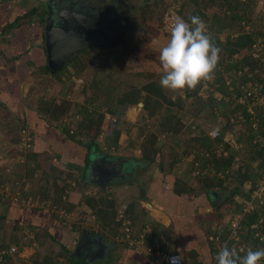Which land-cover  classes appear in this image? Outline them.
<instances>
[{"label":"trees","instance_id":"trees-1","mask_svg":"<svg viewBox=\"0 0 264 264\" xmlns=\"http://www.w3.org/2000/svg\"><path fill=\"white\" fill-rule=\"evenodd\" d=\"M2 1L9 2L14 0ZM157 2L158 0L155 1V4ZM190 4L193 6V9L189 16L184 15V11L188 6L186 3L178 9L179 14L186 21L193 15L200 16L205 23L209 21L208 30L216 46L221 49V52L215 72L216 78L214 79V83L211 84V87H214L211 94L207 99L201 97L205 85L202 84L195 91L187 92L186 97L192 100L191 106L195 116L198 117L200 114L206 113V118L214 119L220 122V124L225 122L222 133L218 138L212 139L199 125L197 127L189 125L185 128L186 126L182 117L170 108V106L175 105V102L169 99L162 88L156 83H147L141 88L132 84L126 86L125 81L122 82L123 79L120 80L122 77V69L119 68L120 64L127 62V57L121 51H112L102 56L105 61L113 62L115 67L111 71H114L108 73V81L105 78H97V74H95L93 79H91V83L85 84L83 91L84 93L89 91V95L86 93L87 98L83 103H73L69 100L68 96L73 93V84L75 83L72 81V74L68 76V82L63 83V75L65 72L70 74L69 67H72L76 70L74 75L80 77L88 68L89 62L88 64L82 63L79 61V58L94 52L96 59L98 54L96 51H91L76 55L67 67L53 73L54 78L63 83V88L60 91L61 101L52 97L47 99L41 98L38 101L39 108H36L34 112L52 131H59L72 142L87 150L84 167L69 164V166L81 172V177L79 176V178L85 184L89 183L87 181V171L92 153L98 151L108 154L112 150H118L123 134L127 131L130 134L131 129L136 126L138 127V125L131 123L127 119V112L132 106L140 103L143 104V125L139 126V138L143 139L140 143V152L141 162H146L149 166L159 161L161 149L159 148L158 141L161 137L167 136L169 141L176 145L179 139L182 141L180 138L181 134L187 129L189 137L182 144L184 145L182 147L183 154H179L177 148L173 146L170 152L171 160L168 169L169 173L176 177L173 192L177 197H191L195 201L203 199L206 202V206H211L214 212H216L214 218L210 214L198 216L197 218L201 221L204 237L210 246L209 250L212 260L216 252V246L214 242L209 240V237L220 234L223 239H226V235L230 232L229 228L224 230L213 229L212 223L216 220H218L217 223H220L221 219L229 212H232L233 216L239 214L243 208V203H239L236 200H238V197L244 200L250 197L253 188L250 189L251 191H246L244 186L251 182L253 184L256 183L264 170V108L257 100V98L264 97V77L262 78L259 75L262 72L260 62L250 52L254 46L258 45L255 42L260 34L246 32L243 26L247 23L250 24L247 20L248 10L250 9L249 4L243 3L242 0H190ZM208 5L218 6L221 14L215 13L212 17H208L205 12ZM192 6L190 7L192 8ZM166 11L167 9L164 10V14ZM33 15H37V19H40L38 20V26L42 29L37 33V37L29 35L32 28L26 27L28 26L26 22H22L23 19H29ZM44 21L45 13L39 7H36L17 17L14 22L5 26L1 33L5 35L18 27L20 35L15 33V39L11 41V44L14 49L23 51L17 58L23 56L27 58L25 66H28L27 71L29 66H31L30 75L36 72V67L41 71L44 70L42 67L45 66L46 62V51L43 41ZM230 32H235L237 35L234 37L230 35L226 41H222L221 35ZM261 36H264V34H261ZM32 42L35 44L31 45ZM37 46L40 47V50H38L40 52L37 51ZM1 54L7 61L9 60L4 52H1ZM235 57L239 60L234 59ZM118 60L121 63H118ZM116 64H118V67ZM45 72L51 73L48 67H46ZM9 73H12L11 75L14 74V72H7V74ZM233 74L239 75V77L236 78ZM6 81H8L6 85L13 83L12 85L17 88L16 80L8 78ZM248 92H251L252 96H247ZM216 93L222 96L218 98ZM7 100L14 101V99ZM23 104L27 109L31 110L29 103L23 101ZM5 105L7 106V104ZM0 106L4 107L1 102ZM176 106H181V102L179 101ZM250 107L254 113L250 112ZM27 112L26 109L23 111L21 109V112L18 113L19 132L30 130ZM107 115L111 116L113 120L108 127V131L104 132L103 124ZM153 118L156 121H152V124L151 119ZM255 123L257 124L256 128L254 127ZM236 126H240V129L238 127V131L234 129ZM232 131L235 135L234 144L237 146L240 143V148L247 152V156H245L247 162L236 161L239 153L238 149L240 148L233 146L232 142L227 138V134H232L230 133ZM30 135L32 138L33 136L35 137V131L30 132ZM100 139H103L102 143ZM18 141L14 140V142ZM40 141L44 142V139L42 138ZM30 143L33 146L24 153V158L22 156L24 160L22 159L20 164L26 167V176L32 178L38 171L44 172L45 164L51 162L53 157L49 155L50 151L34 149L35 141L32 140ZM55 157L56 160L60 159L57 154ZM184 157L192 158L185 161ZM50 169L53 172L59 173L58 176L51 180L50 174H47L46 171L43 174L44 178L40 180L42 186L40 193L34 192L32 194L30 191H24L21 194V198L28 199L32 197L34 200L42 203L50 201L49 206L52 208L49 210H45L44 208L32 210H36V212L41 210L48 211L53 219L64 224L66 228H70L72 232H76L77 236L86 228L75 223L68 227L63 222L60 213H58L59 211H68L67 213H70L75 208L86 205L93 211L95 224L102 231H105L109 237H116L117 239L126 238L127 233L125 231L120 233V229L126 218L136 228L140 224L139 222H142V228L147 227L146 209L140 207L139 210V207L137 208L135 203H133L132 205H128L124 211L126 217L124 216L125 218L120 219L118 204L112 199L111 195L101 190H99L100 196L79 192L82 195L75 199L69 198L67 201H64L65 194H67L66 191L69 188L68 181L73 179L79 184L81 182L73 174H69V177L63 178L61 176L63 172L56 169V165L54 164L51 165ZM7 183V181L0 180V186L7 185ZM228 183L234 184V188L230 189V186L227 185ZM17 184L19 182L13 180V191L16 190ZM227 191H229L228 195L221 199L220 194ZM215 192L218 196H214ZM143 194L140 200H147L145 191H143ZM0 203L6 204L11 208V201L8 199L4 201L0 199ZM200 207L201 205L198 206L196 212L199 213ZM22 209L23 207L15 209L20 218L28 216L26 210ZM260 213L264 216V208L262 205L256 203V209L252 214L247 215L241 221V227L245 231V234L242 235V240L237 245L245 246V249L240 251V248L237 246L235 251L238 254L244 255L249 246L253 250L261 249L262 244L258 239L254 238L255 226L259 225L261 218ZM33 214L36 213L33 212ZM6 220L7 214L4 212L0 216V264H15L11 253L4 252L8 251L13 244H24V240H27L28 244L39 242L43 249V251H40L36 255V259L31 264H58V260L61 257L72 264H88L82 257H78L79 259L74 262V257L71 256L77 247L78 237L75 236V239L70 237L61 242L58 236H55L47 229L37 226L31 221L25 223L22 220H16L12 226V231H7L2 225ZM24 226L27 228V233L31 232L33 237L28 235L27 239H25L26 235L21 234ZM155 226L154 229L152 226L151 231L147 233L146 244H156L160 249L158 247L155 248V252L164 250L169 256L176 255L181 257L177 249L172 250L169 244H165L163 236V229L165 227L161 224ZM104 236L105 238L107 237L106 235ZM232 243L228 244L229 248H231ZM123 245L125 248H129L126 243H123ZM56 246H58V252L54 251ZM51 248L52 251L50 250ZM181 264L202 263L197 262L195 258L190 261L181 258ZM261 264H264V261H261Z\"/></svg>","mask_w":264,"mask_h":264},{"label":"rangeland","instance_id":"rangeland-1","mask_svg":"<svg viewBox=\"0 0 264 264\" xmlns=\"http://www.w3.org/2000/svg\"><path fill=\"white\" fill-rule=\"evenodd\" d=\"M113 1L116 2L117 0H104V4L107 5V7H111L113 4ZM155 1L157 0H120V5L123 7V9H128L130 11V15L132 17V26L128 28V36L125 39V41L119 45L116 46L115 49L110 48L105 51H100L98 52V57L95 59L94 53L92 52L90 55H83L79 58V61L82 63L88 64V68L86 71L80 76L74 75L75 71L72 67H69L70 69V74L68 72H65L63 75V83L66 81L68 82V76L71 74L73 75L72 81L75 83L73 84L74 91L71 93V95L68 96L69 100H71L73 103H83L87 96L86 93L89 95V91L84 93L83 89L85 84H90L91 79H93V76L97 74V78L99 79H104L106 81L109 80L107 77L109 72L111 71L112 68L115 67L113 65L112 61H105L104 58L102 57L103 55L107 53H111L112 51H121L123 55L126 58V63L122 64L120 60H118V63L120 64V69L121 70V79H123L122 82L125 81L126 86L132 84L135 85L139 88L142 86L146 85L147 83H156L157 85L160 86L159 80H160V63H159V50L162 48L168 41L169 37V32H170V20L174 16H179L183 18L179 12L178 9L182 7L184 3L188 4L186 10L184 11V15L189 16L190 13L192 12L193 6L190 4V0H158L157 4H155ZM202 1V0H201ZM243 3L249 4L250 9L248 10V17L247 20L250 22V24H244V30L246 32L252 33L256 32L257 34L259 33L260 36L255 42L258 44L257 46H254L252 50L250 51L253 53V57L257 59V61L260 62L262 72L259 73L260 77H264V36H261V34H264V0H242ZM203 3V2H202ZM103 4V5H104ZM192 6V8L190 7ZM39 7L40 8V3L37 0H14V1H9V2H4L0 1V41H3L7 43L8 45V39H12L13 34L12 32H8L5 35H2V30L5 26L8 24L14 22L17 17L22 16L23 14L29 12L31 9ZM167 9V11L164 14V10ZM206 14L208 17H212L215 13H220L219 7L216 5H208V7L205 10ZM37 15H33L31 17L23 19L22 22H26L28 26L26 27H31L32 29L29 32V35L37 37V33L41 31L42 29L38 26V20ZM209 22V21H208ZM208 22L206 21L207 26L209 25ZM37 27V28H36ZM40 29V30H39ZM18 27L14 29L13 31L18 33ZM42 33V32H41ZM18 35H20L18 33ZM234 37L237 35L235 32H230L221 35V40L226 41L228 36ZM41 41V40H40ZM96 48V47H95ZM98 49V48H96ZM99 50V49H98ZM10 53V52H9ZM11 55V53H10ZM238 59V58H234ZM239 60V59H238ZM118 67V64H116ZM28 67V66H27ZM36 72L34 74H29L32 70L31 66H29L28 71H23L22 68L20 70L18 68H15V72L13 75L12 73H9L6 75L4 78H0V102L3 104L4 107L0 106V180L7 181V185H1L0 186V199L2 201L8 199L11 201V208L8 207L6 204L0 203V216L4 214V212L7 214V220L2 224L3 228L7 231H12V226L14 225L16 220H22L25 223H29L28 221L31 220L32 223H37V219L33 218V212H36V208H44L45 210H49L50 207V201L47 203H42L37 200H34L32 197L25 199L21 198V194L24 191H30L32 194L35 193H40L42 190V186L40 183V180L44 178L43 174L47 171V174H50V179L52 180L54 177L58 176L59 173L56 171L53 172L51 171V165H56V169L60 170L63 172L61 176L63 178L69 177V174H73L78 178V181L81 182L79 184L75 180H70L68 181L69 188L67 189L65 194L64 201H67V199L72 198L75 199L76 197L82 195L83 192L89 195L93 196H98L99 195V188L93 184V183H88L85 184L80 178L81 177V172L79 170H76V168H73L69 166V164H73L75 166H78L77 159H69L68 160H73L70 162L74 163H67L65 160L62 159H57L55 157V153H52L50 151L49 155L52 156L53 158L51 159V162L48 164H45V171H38L35 173L32 178L26 176V167L23 166L21 163V160L24 158V153H26L30 147L25 146V136H29L32 138L30 135V132L35 131L36 135L35 137L33 136V141H35V148L34 149H39V150H46L48 149H42L45 146V143L43 141H40L42 138H46V135H51V129L47 128L48 126L42 121L34 112L36 108H39L38 101L41 98H54L59 101H61L60 97V91L63 88V83L57 81L56 78H54L53 74L51 73H46L45 70L41 71L39 68L36 67ZM247 71V70H245ZM1 72V70H0ZM11 72L10 69H5V73ZM235 73V72H233ZM26 74V75H23ZM67 76V77H66ZM236 78L239 77V75L233 74ZM7 78H11L16 80L17 88L12 85L13 83H10L8 85H5L4 82L7 80ZM23 78V80H22ZM67 78V80H66ZM216 78V74L214 79ZM214 79L210 83H206L204 85L201 97L203 99H207V97L211 94V91L214 87H211V84L214 83ZM264 79V78H263ZM22 81V82H21ZM86 84V85H87ZM122 84V83H120ZM125 86V87H126ZM260 87V86H259ZM257 89V88H255ZM163 90V89H162ZM163 92L166 94V96L171 99L172 101L175 102V105L170 106V108L175 111L178 115H180L185 123V128H187L189 125H192L193 127H197L198 125L206 131L207 134H210L212 131H214V128H220L221 130L224 128V123L220 124V122L215 121L214 119L211 118H206L207 114H200V116H195V113L193 112V108L191 106V99H188L186 97V93L183 95L180 94H173L171 92H166L163 90ZM217 97L220 98L222 95L219 93L217 94ZM7 99H14V101H8ZM23 101L26 103L30 104L31 110L29 108L27 109L26 106H24ZM181 102V106H176L178 102ZM7 104V106L5 104ZM23 110H27L28 114V121L30 123V130H26L25 133L19 132V124H18V113ZM194 113V114H193ZM144 115V110L143 106L135 105L132 106L128 112H127V119L133 123L138 125L135 128L131 129V133L129 134L128 131L125 132L122 136V141L121 145L118 150H112L111 153H108L109 155L113 157H122L126 160H132L134 161L138 166H136V175L134 178H140L141 174V180L140 186L131 184L129 185V188H125L124 190H121L119 192L118 185H115L116 190H111L108 192L109 195H111L113 200L118 204V210L120 211H125L124 207H128V204L130 201H135L138 202L140 200V197L143 196V191H146L149 186L148 184H152L154 182L153 174L156 170L161 171L163 170V174L161 177L156 176V180H161L162 177H166L167 174L169 173L168 165L170 162V152L173 146L177 148V151L179 154H183V149L184 147L183 142L189 137L187 133V129L181 134V139H179L178 144L174 145V143H171L169 141V138L167 136L161 137V139L158 141L159 148L161 149L160 151V158L159 161L154 163L150 167L144 169V164H142L141 161V150H140V143L142 142V138H139V126L143 125L142 117ZM69 119V118H68ZM67 119V120H68ZM131 119V120H130ZM111 116L109 115L106 116L105 123L103 124V129L104 132L108 131V127L110 123L112 122ZM152 121H156L155 118L151 119ZM233 122V120H232ZM231 122V123H232ZM44 123V124H43ZM156 123V122H155ZM153 124V122H152ZM233 124V123H232ZM240 129V126H238ZM238 127L236 126L234 129L238 131ZM55 131V130H54ZM234 131V130H233ZM233 131L230 132L232 134H227L229 141L232 142L233 146H236L234 144L235 142V135L233 134ZM53 132V131H52ZM106 134V133H105ZM129 134V135H127ZM22 135V136H21ZM233 135V136H232ZM193 139V137H192ZM14 140H19L18 142H14ZM46 141V140H45ZM103 139H100V142L102 143ZM132 143H131V142ZM194 141V140H193ZM48 144V143H47ZM172 145V146H170ZM181 145V146H180ZM240 143L236 146L240 148ZM105 150V149H103ZM108 151V150H107ZM49 152V151H48ZM95 152V151H94ZM238 155L236 157V161H246L245 156H247V152L240 148L238 149ZM96 154H99V152H95ZM65 155V154H64ZM23 156V158H22ZM97 158V156H95ZM185 161H188L192 157H184ZM24 160V159H23ZM67 160V159H66ZM118 164V163H117ZM85 163H82L81 166L84 167ZM80 166V164H79ZM118 165H116L117 167ZM119 167V166H118ZM117 167V168H118ZM145 167H147L145 165ZM122 169V167L118 168ZM130 168L126 167V170H129ZM142 169V170H141ZM161 169V170H160ZM143 170H148L145 172L140 173V171ZM162 172V171H161ZM134 173V174H135ZM163 179V178H162ZM13 180H17L19 184H17V188L15 191L12 190V182ZM62 185V183H61ZM230 189L234 188V184L228 183ZM245 190L247 191V184L244 186ZM249 187V186H248ZM53 192V191H51ZM119 192V194H118ZM123 193V194H122ZM229 191L226 193H221L220 198L223 199L228 195ZM107 194V193H106ZM100 196V195H99ZM17 198V199H16ZM22 199V200H21ZM30 200V202H29ZM242 198L238 197L239 203H243ZM208 205V204H207ZM206 206V204H205ZM22 208V210H26V213L28 216L20 218L15 212V209L17 208ZM87 206L82 205L80 207L75 208L73 211L70 213H67L68 211H59L63 222L69 227L70 225L79 224L80 226L84 227V222L83 220L86 219H92L93 211L92 214L87 212ZM206 210H208L206 213L210 214L213 216V218L216 215V212H214L213 208L211 206H206ZM224 210V209H221ZM58 211V210H57ZM91 212V211H90ZM163 213V211H161ZM160 212V213H161ZM25 213V212H23ZM166 216L168 214L164 212ZM161 216L160 219L162 220L163 218H166L164 215H158ZM212 218V217H210ZM233 218L232 212H229L226 216H224L221 219L220 223H217L218 220L212 223L213 229H228L229 228V221H231ZM95 224V219H93ZM148 221V226L151 228L153 226V229L155 226L154 223L150 222V219H146ZM145 221V222H146ZM138 224V229L136 226H131V224H125L122 225L120 229V233H123V231H126V228L133 229L131 231L132 237L130 240H127L128 238H123V239H117L116 237H106L105 239L108 241H111L110 243L114 242L115 240H121L118 241L122 245L123 243H126L128 247L138 250L140 255L145 259V257L148 259L146 263L141 262L140 264H168L166 261L164 262L163 259H158L156 257H153L150 255L151 252L149 251L150 249H155L158 246L156 244L153 245H147L146 244V238H147V232L145 231L148 229L142 228L141 223ZM62 226V224L60 222ZM150 224V225H149ZM205 224V223H204ZM97 225V224H96ZM157 225V224H156ZM177 229H179L182 224L181 222H177L176 225ZM65 227V226H64ZM66 228V227H65ZM256 230L254 232L255 236L257 234H262L264 230V222L258 226H255ZM23 235H26V237L29 235L33 237L32 233H27V228L24 226L22 229ZM139 231V232H138ZM198 231L200 232L199 228ZM127 233V232H126ZM130 233V232H129ZM164 233V242L166 245L169 244L171 246L172 250L175 249V243L176 239L175 237L172 236V230H165L163 229ZM201 233V232H200ZM103 235H106L107 233L105 231H102ZM245 234V231L242 230V227L239 228L238 230V239L241 238L242 240V235ZM264 234V233H263ZM60 241H65L66 239L64 238L65 236L61 237V234L58 236ZM227 237V235H226ZM122 238V237H121ZM80 239V238H79ZM78 239V242H79ZM183 239V238H181ZM196 242L193 244L195 245L196 243H199L195 239ZM210 240V237H209ZM131 241H140L139 244L137 245L132 244ZM203 245L205 247L210 248L209 244L206 242L205 237H202ZM24 244H13L11 246H16L18 248L17 252L11 254L13 256V262L15 264H31L34 259H36V255L40 252L43 251L41 248V244L39 242H34V243H27V240H24ZM124 246V245H123ZM238 247H242L245 249V246H239L236 244V241L233 240L232 246L230 249H236ZM105 247V246H104ZM101 248L99 250V245L97 247H93V251L90 253H87L86 257L82 252H76V255H72L74 257V262H76L78 257L84 258V260L87 261L88 264H124L123 259L121 256V253L124 251L122 246L118 245L117 250L118 252H114V250L109 252V256H107L105 248ZM11 248V247H10ZM98 248V250L96 249ZM107 248V247H106ZM159 248V247H158ZM250 248V246L248 247ZM160 249V248H159ZM52 251V248L50 249ZM55 252H58V246H56ZM103 253H97V252H102ZM49 252V251H48ZM154 252V251H153ZM163 252L166 254L167 252L163 250ZM50 253V252H49ZM96 254V255H95ZM215 254L213 255V258L211 262L207 264H214L215 261ZM150 257V258H149ZM212 257V256H211ZM160 260V261H159ZM58 264H72L71 262H68L65 258L61 257L59 260Z\"/></svg>","mask_w":264,"mask_h":264},{"label":"crops","instance_id":"crops-1","mask_svg":"<svg viewBox=\"0 0 264 264\" xmlns=\"http://www.w3.org/2000/svg\"><path fill=\"white\" fill-rule=\"evenodd\" d=\"M11 32H12L11 34H13V37L12 39H8V45L7 43L0 41V70H1L0 78H4L6 75H8L7 73H5V69H10L11 72H15V68H18L19 70L20 68H22L23 71L25 70L27 71V66H25L27 58L25 56L17 58V56L21 54V52L23 51L13 48L11 41L15 39L14 34L16 32L14 31H11ZM34 44L35 43L33 42L31 43V45H34ZM39 48L40 47L37 46V51L40 50ZM1 52H4V54H6L7 58L9 59L8 61L5 57H3ZM9 52L11 53V55ZM4 83L6 85V82ZM47 128L49 129V127ZM43 139H44V143L46 147H43L42 149H48V151H51L52 153L59 155V158L62 160H65L67 163L75 162V161L70 162L73 160H68V158L77 159L80 162H77L74 164H77V165L80 164V166L82 165V163L85 162V159L87 156V150L84 147L76 144L75 142H72L66 136L62 135L59 131H53V132L51 131V135L50 136L46 135V138H43ZM106 158L108 157L106 156ZM108 159L115 160L116 165L120 160H123L122 161L123 164L125 163L122 166V169L124 171L123 174H125L126 171L131 170V168H133L134 166V161L126 160L119 156L117 157V159H113V158H108ZM141 163L144 164L143 166L144 169L148 167H150L151 169L152 164H150L149 166L147 165L146 162H141ZM115 164H113L112 166L113 173H114L113 167ZM70 165H73V164H70ZM145 165L147 167H145ZM136 166L138 165L136 164ZM126 167L127 168L129 167L130 169L126 170ZM141 170H139L140 173L148 171V170H143V171ZM161 171L156 170L153 174L154 182L152 184L147 185L149 186L148 189L145 191L147 200H139L138 202H135L132 200L130 201L128 205H132L133 203H135L137 208L139 207V210H140V207L146 209V212H147L146 219H150V222L154 223L155 225L156 224L163 225L165 227V230L171 229L172 236L175 237L176 239L175 249L178 250V252L181 255V258H183L186 261H190L191 259L195 258L197 262L202 263V264H207L209 263V261L211 262L210 250L208 247H205L203 245V241H202V237H204V232H203L204 230L201 225V221L197 219L198 216H203V215L205 216L207 214L206 212L208 210H206V206H205L206 202L203 199H199L195 201L191 197H177L173 192V185L176 180V177L172 174H167L165 178L162 177L163 179L161 178V180H156L155 179L156 176L161 177L162 175H164L163 170ZM112 172L110 173V177L113 176ZM107 173L108 171L106 172L105 175L101 176L99 180L100 183H104L102 178L106 177L108 175ZM135 175L136 173L133 175V177L131 178L129 177L126 183H122L118 185L119 192L121 190H124L125 188H129V185L131 184L140 186L139 180H141L142 175L139 174L140 178H137V179L136 177L134 178ZM93 178L97 179V177L95 176ZM87 181L91 183V180H89V178L87 179ZM112 182H115V180L112 179L109 185L105 184L106 191L100 188L98 184L96 183H93V184H95L99 188L98 190H101L108 194V192H110L111 190H116L115 189L116 187L110 186ZM147 204H150L151 207H149ZM199 205H201V207L199 208V213H198L196 211ZM86 211L92 214V210L90 208H87ZM161 211H163V213L166 212L168 216L163 214ZM35 213L36 214H33V218L37 219V223H33V224L47 229L48 231L53 233L55 236H59L61 234V237H63L64 235L65 239L67 238L69 239L70 237L71 238L73 237L75 239V236L78 237V239L81 238L82 232L79 234V236H77L76 232H72L70 228H65L64 226L60 224V222H58L56 219H53L52 215L48 213V211L41 210ZM161 214L167 217V220L166 218H163L161 220L160 219L161 216H158ZM93 219H95L94 215H92V219L85 218L83 220L84 228H86L85 231L89 232L91 235L89 236L90 239L99 238L100 240L103 241L104 245L108 249H110L111 252L114 250V252L112 253L118 252L117 250H115L116 248H118V245L122 246L124 251L121 253V256H122L124 264H140L141 262L146 263L148 261L146 257L145 259H143V257L141 256L142 254L140 255L138 250H135L132 248H125L120 242H118L119 240L118 241L115 240L114 242H112V244L110 243L111 241L109 240L107 241L105 239V236L102 234V230L98 227V225L93 224L94 222ZM125 220H126V223L132 224L131 221L128 220L127 218ZM30 221L31 220H29V222ZM177 222H181L182 224V226L179 229L176 228ZM147 228L148 229L145 231V233L150 232L152 227L149 228V226L147 225ZM198 228L201 233L198 231ZM130 230L132 231L133 229H130ZM106 236L108 237V234H106ZM195 239H198L197 241L199 243H196L194 245L193 242L194 243L196 242ZM92 245H89L87 247L90 248ZM148 264L150 263L148 262Z\"/></svg>","mask_w":264,"mask_h":264},{"label":"clouds","instance_id":"clouds-1","mask_svg":"<svg viewBox=\"0 0 264 264\" xmlns=\"http://www.w3.org/2000/svg\"><path fill=\"white\" fill-rule=\"evenodd\" d=\"M220 52L200 16L193 15L187 21L179 16L173 17L168 41L159 50L160 87L166 92L183 95L212 82ZM215 259L216 264H261L264 248H248L244 255H240L224 245ZM171 264H181V258L172 257Z\"/></svg>","mask_w":264,"mask_h":264},{"label":"flooded vegetation","instance_id":"flooded-vegetation-1","mask_svg":"<svg viewBox=\"0 0 264 264\" xmlns=\"http://www.w3.org/2000/svg\"><path fill=\"white\" fill-rule=\"evenodd\" d=\"M37 1L40 3V9L43 10V12L45 13V21L43 24L44 45H45V35H46L45 33L48 24L47 23L48 17L50 16L51 19L54 21L53 27L63 26V28H65V30H67L68 33H72V34L74 32H80L81 36L84 37L83 40L84 45H87V43L88 44L91 43L92 45H96V48L99 49L98 50L96 48H91L89 50H82L78 52L76 55H81L84 52L96 51L98 53L100 51H105L110 48L115 49L116 46L121 45L125 41V39L128 36V32H127L128 28L132 26V22H133L132 17L130 15V11L127 8L123 9V7H121L120 0H117L116 2L113 1L111 7H107V5L104 4L105 3L104 0H46V1L37 0ZM108 23L111 25H115L117 28V30H114L112 32H119L120 29H123L122 32L118 33V37H113V35H111V31L107 30L108 28L103 29V27L106 26V24ZM75 29L77 31H75ZM49 66H50L49 61L46 55L45 66H42L44 70H46V67H48L49 71L52 72V71H56L55 69L56 68L58 69V67H60L59 64L58 65L55 64L53 69L51 70ZM97 155H99L100 158H104V156L105 157L107 156L108 158L117 159V157H113L106 153L104 154L99 152V154ZM122 161L123 160H120L118 162L117 164L119 166V167L117 166L118 168L122 167L125 164V163L123 164ZM99 166L101 167V169H104V172L105 171L112 172V166L111 167L106 166L104 168L103 166L105 165L100 163V161L93 164V168L95 169L96 167ZM136 168L137 167L134 162L133 168H131V170L129 171H126L125 174L122 175L118 173L114 175L112 173L115 182H112L110 186L126 183L129 177L130 178L133 177ZM93 175H95L97 178L99 177V173L97 171H94V174L93 172L91 173L89 180L94 179ZM91 241L93 242L92 248L97 247V245H99V250H100L105 246L103 241L100 240L99 238L97 239L93 238L91 240L89 239V242ZM104 248L106 250L107 256H109L108 254L110 252V249L106 248V246ZM87 249L89 248L85 246L82 251L85 257L88 253ZM97 253L102 254L103 251Z\"/></svg>","mask_w":264,"mask_h":264},{"label":"water","instance_id":"water-1","mask_svg":"<svg viewBox=\"0 0 264 264\" xmlns=\"http://www.w3.org/2000/svg\"><path fill=\"white\" fill-rule=\"evenodd\" d=\"M46 1V0H44ZM47 29H46V35H45V50H46V55H47V59L49 61V67L52 70L54 65H60V67H58V69L56 68V71H52L51 74L57 72L59 69H63L64 67H66L72 60V58L80 51L82 50H89L91 48H95L96 45H92L91 43H87V45L83 44V40L84 37L81 36L80 32H74L72 33H68L67 30H65V28H63V26H58V27H53L54 26V21L51 19V17H48V22H47ZM108 31H111V35H113V37H118V33L122 32L123 29H120L119 32H112L114 30H117L115 25H111V24H106V26L103 27V29H106ZM75 31H77L75 29ZM104 31V30H103ZM98 46V45H97ZM140 106H143L142 103L139 104ZM95 156H97V158H95ZM100 161V163L104 164L105 166H103L104 168L106 166L111 167L113 166V164H115V160H110L106 157L104 158H100L99 155H97L95 152L92 153L91 156V161H90V165L87 171V179L91 176V173L94 171H97L99 173V178L97 179H93L91 180V183H96L99 185L100 188H102L104 191H106V187L105 184L109 185V183L112 181L114 176L110 177V173L108 172V175L103 179L104 183H100L99 180L101 178L102 175H105V171L104 169H101V167H96L93 168V164H95L96 162ZM114 170V175L121 173L123 174L124 171L123 169H118L116 167V164L113 167ZM95 175H93L94 177ZM96 177V176H95ZM214 196H218V194L215 192ZM149 207H151L150 204H147ZM89 236L90 233L87 231H83L81 234V238L79 240V243L74 251V255H76V252H82L83 248L85 246H89L92 245L93 242H89ZM91 240V239H90ZM95 244V242H94ZM98 250V248H96ZM234 249V248H233ZM88 253L92 252V246L87 249ZM235 250V249H234Z\"/></svg>","mask_w":264,"mask_h":264},{"label":"built area","instance_id":"built-area-1","mask_svg":"<svg viewBox=\"0 0 264 264\" xmlns=\"http://www.w3.org/2000/svg\"><path fill=\"white\" fill-rule=\"evenodd\" d=\"M178 16V15H177ZM176 17V16H174ZM173 18V17H172ZM171 23H172V19L170 20V26H171ZM247 96H252V93L251 92H248V95ZM257 100L259 101V104L261 105L262 104V107L264 108V97L263 98H257ZM250 112L251 113H254L253 112V109L250 107ZM254 127L256 128L257 127V124L255 123L254 124ZM214 131H212L209 136L212 138V139H216L218 138L220 135H221V129L220 128H214L213 129ZM23 133H25V131H23ZM24 140H25V146L26 147H30L31 146V141L33 140L31 137L29 136H25L24 137ZM249 186V187H248ZM253 190L251 191L250 189ZM247 191H251V195L248 199L244 200L243 201V208L242 210L239 212V214H237L236 216H233L232 220L229 221V234L227 235V238L226 239H223L221 237L220 234H217V235H212L210 236V241L214 242L215 243V246H216V254H215V257L217 255V253L219 252V250L224 246V245H227L231 242H233V240L236 241V244L240 243L241 241V238L238 239V230L239 228L241 227V221L247 216V215H250L252 214V212L256 209V203L260 204L263 206L264 208V170L262 171L261 173V176L258 178L257 182L256 183H248L247 184ZM0 194H2L0 192ZM17 199V198H16ZM30 202V200H29ZM124 210H126L127 207H123ZM124 211H120V219L122 218H125L124 217ZM260 220H259V225L262 224L264 222V216L262 213H260ZM125 224H128L126 223V221L123 222V225ZM127 230L125 232H127V235L126 237L128 238L127 240H130L132 235H131V230L126 228ZM130 232V233H129ZM31 233V232H30ZM31 237V236H30ZM255 239H258L260 241V243L262 244V247L261 248H264V234H257L255 237ZM25 239H27V237H25ZM132 244H139L140 241H131ZM240 248V251H243L244 249L242 247H239ZM18 248L16 246H11V248L8 250V251H5L4 253H15L17 252ZM151 252V256L152 257H156L158 259H163V261L167 262L168 264H171V258L176 256V255H167L165 254L163 251L161 250H158L155 252L154 249H150L149 250ZM154 251V252H153ZM180 257V256H179ZM181 258V257H180ZM160 261V260H159ZM214 264H216V259L214 261Z\"/></svg>","mask_w":264,"mask_h":264}]
</instances>
